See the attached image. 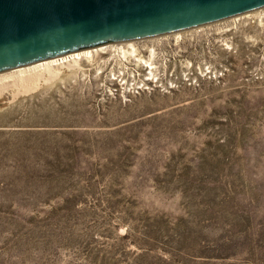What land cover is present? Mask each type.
<instances>
[{"label":"rangeland","instance_id":"obj_1","mask_svg":"<svg viewBox=\"0 0 264 264\" xmlns=\"http://www.w3.org/2000/svg\"><path fill=\"white\" fill-rule=\"evenodd\" d=\"M130 42L0 94V264H264V8Z\"/></svg>","mask_w":264,"mask_h":264},{"label":"water","instance_id":"obj_2","mask_svg":"<svg viewBox=\"0 0 264 264\" xmlns=\"http://www.w3.org/2000/svg\"><path fill=\"white\" fill-rule=\"evenodd\" d=\"M264 8V0H0V73L174 34Z\"/></svg>","mask_w":264,"mask_h":264},{"label":"bare ground","instance_id":"obj_3","mask_svg":"<svg viewBox=\"0 0 264 264\" xmlns=\"http://www.w3.org/2000/svg\"><path fill=\"white\" fill-rule=\"evenodd\" d=\"M177 35H179L178 37H180V34H177ZM128 44L132 48V49L131 48L130 49L135 52L136 49L134 50V44L130 41ZM105 48H107V46L88 49V50L79 51V52H74V53H70L68 55L55 57V58H52L49 60L35 62L31 65L21 67V68L17 69L15 71V73L7 74L5 76L3 75L2 77H0V94L3 91L7 90L9 87L18 85L19 83H22L24 90L28 91L29 89L32 88V85H31L32 81H34L36 79H38V80L44 79V74H42L39 71H45L47 73L49 72V73L58 74V73H60L59 71L62 67L67 66V65L68 66L78 65L81 60H83L85 58L86 59L91 58V57H93V55L95 53H97L98 51H103V50H105ZM118 48L122 49V46H119ZM126 51H128V50L126 49ZM123 53L125 55H127L126 54L127 52H125V50ZM139 61H140V63L147 64L152 69V72L150 73L151 75H154V74H156V72L159 71V68H158V66L155 62V59L152 55L148 60L140 59ZM33 77H34V79H33Z\"/></svg>","mask_w":264,"mask_h":264},{"label":"built area","instance_id":"obj_4","mask_svg":"<svg viewBox=\"0 0 264 264\" xmlns=\"http://www.w3.org/2000/svg\"><path fill=\"white\" fill-rule=\"evenodd\" d=\"M148 68V72L151 73L152 69L149 66H146ZM122 78V77H121ZM118 80V78L114 79ZM134 82L131 83L130 87L126 90L127 94H135L139 93L143 89V84H145V81H141L140 83L137 80H133ZM124 84V83H122ZM127 84V83H126ZM120 85V84H119ZM125 85V84H124Z\"/></svg>","mask_w":264,"mask_h":264}]
</instances>
